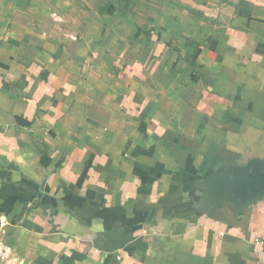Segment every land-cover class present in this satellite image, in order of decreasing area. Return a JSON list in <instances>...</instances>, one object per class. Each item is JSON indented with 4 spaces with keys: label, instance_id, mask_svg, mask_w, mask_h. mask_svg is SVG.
I'll list each match as a JSON object with an SVG mask.
<instances>
[{
    "label": "crops",
    "instance_id": "crops-1",
    "mask_svg": "<svg viewBox=\"0 0 264 264\" xmlns=\"http://www.w3.org/2000/svg\"><path fill=\"white\" fill-rule=\"evenodd\" d=\"M263 168L264 0H0V264H264Z\"/></svg>",
    "mask_w": 264,
    "mask_h": 264
},
{
    "label": "water",
    "instance_id": "water-1",
    "mask_svg": "<svg viewBox=\"0 0 264 264\" xmlns=\"http://www.w3.org/2000/svg\"><path fill=\"white\" fill-rule=\"evenodd\" d=\"M239 184L252 189L264 190V168L261 171L253 172L250 177L243 178Z\"/></svg>",
    "mask_w": 264,
    "mask_h": 264
},
{
    "label": "built area",
    "instance_id": "built-area-1",
    "mask_svg": "<svg viewBox=\"0 0 264 264\" xmlns=\"http://www.w3.org/2000/svg\"><path fill=\"white\" fill-rule=\"evenodd\" d=\"M4 221L1 220V224H3ZM256 243L260 245L264 251V236L257 239ZM13 254V249L11 246L5 244L0 240V259L4 260L5 262H8L11 260Z\"/></svg>",
    "mask_w": 264,
    "mask_h": 264
},
{
    "label": "rangeland",
    "instance_id": "rangeland-1",
    "mask_svg": "<svg viewBox=\"0 0 264 264\" xmlns=\"http://www.w3.org/2000/svg\"><path fill=\"white\" fill-rule=\"evenodd\" d=\"M79 8H81V9H85L86 7H85V3H82V4H80V3H78L77 4V9H79ZM94 21V24L96 25V26H98L99 25V22H100V19H98V18H94L93 19ZM76 21H77V19H76ZM84 22V21H83ZM66 23V22H65ZM64 23V24H65ZM64 24H62V25H64ZM68 24V23H67ZM83 25L85 26L86 25V22L85 23H83Z\"/></svg>",
    "mask_w": 264,
    "mask_h": 264
}]
</instances>
